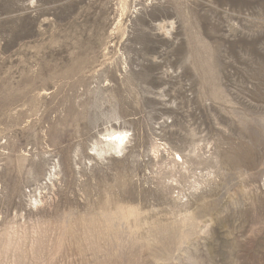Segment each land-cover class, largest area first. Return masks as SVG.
<instances>
[{
    "label": "rangeland",
    "instance_id": "obj_1",
    "mask_svg": "<svg viewBox=\"0 0 264 264\" xmlns=\"http://www.w3.org/2000/svg\"><path fill=\"white\" fill-rule=\"evenodd\" d=\"M0 264H264V0H0Z\"/></svg>",
    "mask_w": 264,
    "mask_h": 264
},
{
    "label": "bare ground",
    "instance_id": "obj_2",
    "mask_svg": "<svg viewBox=\"0 0 264 264\" xmlns=\"http://www.w3.org/2000/svg\"><path fill=\"white\" fill-rule=\"evenodd\" d=\"M126 136L124 132H114L109 135V142L113 144V150H117V153L121 152L124 149L126 144Z\"/></svg>",
    "mask_w": 264,
    "mask_h": 264
}]
</instances>
